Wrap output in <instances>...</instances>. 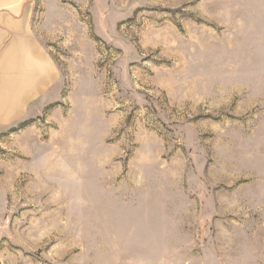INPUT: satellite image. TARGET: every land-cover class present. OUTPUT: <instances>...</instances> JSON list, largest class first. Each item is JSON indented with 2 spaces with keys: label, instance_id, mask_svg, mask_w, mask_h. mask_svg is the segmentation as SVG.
<instances>
[{
  "label": "rangeland",
  "instance_id": "rangeland-1",
  "mask_svg": "<svg viewBox=\"0 0 264 264\" xmlns=\"http://www.w3.org/2000/svg\"><path fill=\"white\" fill-rule=\"evenodd\" d=\"M60 72L0 125V264H264V0H30Z\"/></svg>",
  "mask_w": 264,
  "mask_h": 264
},
{
  "label": "crops",
  "instance_id": "crops-1",
  "mask_svg": "<svg viewBox=\"0 0 264 264\" xmlns=\"http://www.w3.org/2000/svg\"><path fill=\"white\" fill-rule=\"evenodd\" d=\"M29 1L0 0V125L41 110L60 80L33 31Z\"/></svg>",
  "mask_w": 264,
  "mask_h": 264
}]
</instances>
